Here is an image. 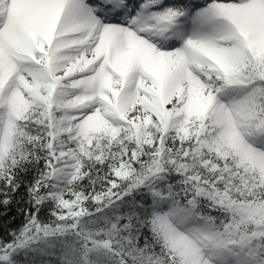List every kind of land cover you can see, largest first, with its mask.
I'll list each match as a JSON object with an SVG mask.
<instances>
[{
	"label": "snow or ice",
	"instance_id": "snow-or-ice-1",
	"mask_svg": "<svg viewBox=\"0 0 264 264\" xmlns=\"http://www.w3.org/2000/svg\"><path fill=\"white\" fill-rule=\"evenodd\" d=\"M0 264H264V0H0Z\"/></svg>",
	"mask_w": 264,
	"mask_h": 264
}]
</instances>
